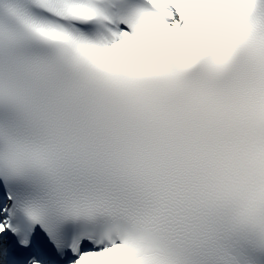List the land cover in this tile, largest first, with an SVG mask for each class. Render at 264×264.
Wrapping results in <instances>:
<instances>
[{
    "label": "snow or ice",
    "instance_id": "snow-or-ice-1",
    "mask_svg": "<svg viewBox=\"0 0 264 264\" xmlns=\"http://www.w3.org/2000/svg\"><path fill=\"white\" fill-rule=\"evenodd\" d=\"M0 264H264V0H0Z\"/></svg>",
    "mask_w": 264,
    "mask_h": 264
}]
</instances>
